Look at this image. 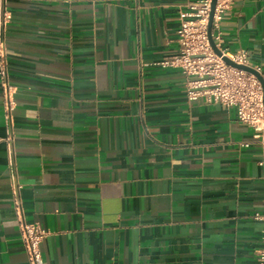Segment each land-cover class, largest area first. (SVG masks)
<instances>
[{
	"label": "crops",
	"instance_id": "crops-1",
	"mask_svg": "<svg viewBox=\"0 0 264 264\" xmlns=\"http://www.w3.org/2000/svg\"><path fill=\"white\" fill-rule=\"evenodd\" d=\"M194 1L0 0V264H29L23 222L42 264L255 263L260 139L160 64ZM219 31L264 72V0Z\"/></svg>",
	"mask_w": 264,
	"mask_h": 264
},
{
	"label": "built area",
	"instance_id": "built-area-1",
	"mask_svg": "<svg viewBox=\"0 0 264 264\" xmlns=\"http://www.w3.org/2000/svg\"><path fill=\"white\" fill-rule=\"evenodd\" d=\"M233 1H216L211 33L219 49V22L222 13ZM210 8L211 0H197L190 3L188 11L179 14V27L176 31L177 52L160 64L178 68L186 76L188 100L204 98L208 102L233 107L238 121L251 127L255 137L260 139L263 151L259 164L264 166V105L261 83L253 74L229 65L222 56L213 51L207 34ZM220 50L232 62L251 66L246 49H239L230 54ZM253 68L264 79L261 67ZM0 74L3 75L4 72L1 70ZM8 110L10 111V107ZM253 217L264 221V214L260 212H255ZM45 235L46 232L36 223H22L21 241L29 264H42L41 242ZM262 239L264 240V231ZM254 264H264V246L257 250Z\"/></svg>",
	"mask_w": 264,
	"mask_h": 264
},
{
	"label": "water",
	"instance_id": "water-1",
	"mask_svg": "<svg viewBox=\"0 0 264 264\" xmlns=\"http://www.w3.org/2000/svg\"><path fill=\"white\" fill-rule=\"evenodd\" d=\"M216 1L217 0H211V8H210V13H209V18H208V26H207V34H208L209 43H210L213 51L217 55L222 56L223 60L226 63H228L229 65L234 66L236 68H239L241 70H244L245 72L253 74L260 81L261 86H262V92H263L262 99H263V105H264V79L261 76V74L259 72H257L251 66L240 65V64H236V63L232 62L227 56L222 54V51L217 47L215 41L213 40L211 31H212V21H213V14H214L215 6H216Z\"/></svg>",
	"mask_w": 264,
	"mask_h": 264
}]
</instances>
